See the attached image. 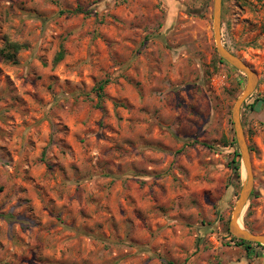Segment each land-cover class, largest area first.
Listing matches in <instances>:
<instances>
[{
    "label": "rangeland",
    "instance_id": "1",
    "mask_svg": "<svg viewBox=\"0 0 264 264\" xmlns=\"http://www.w3.org/2000/svg\"><path fill=\"white\" fill-rule=\"evenodd\" d=\"M214 0H0V264H263ZM264 235V0H223ZM14 54V53H12ZM104 85L102 92L97 90ZM240 155V157H238Z\"/></svg>",
    "mask_w": 264,
    "mask_h": 264
},
{
    "label": "water",
    "instance_id": "2",
    "mask_svg": "<svg viewBox=\"0 0 264 264\" xmlns=\"http://www.w3.org/2000/svg\"><path fill=\"white\" fill-rule=\"evenodd\" d=\"M222 11L223 0H214L213 6V32L214 40L218 54L229 65L236 70L246 74L247 86L244 92L237 99L233 108V123L236 134V140L240 149V155L245 168L246 179L243 183L240 197L233 211V218L230 223L231 233L238 239L264 246V235L250 232L241 226L240 220L245 210L247 202L252 194L254 186V176L251 164L250 150L245 138V132L241 121V109L243 104L253 94L257 87V77L255 72L249 68V66L239 57H237L232 51H230L223 44L222 39ZM264 264V263H263Z\"/></svg>",
    "mask_w": 264,
    "mask_h": 264
},
{
    "label": "trees",
    "instance_id": "3",
    "mask_svg": "<svg viewBox=\"0 0 264 264\" xmlns=\"http://www.w3.org/2000/svg\"><path fill=\"white\" fill-rule=\"evenodd\" d=\"M19 46L16 44H11V43H7L6 46L0 51V53L5 56V58H11L12 56H14L18 51H19ZM14 53V54H12ZM223 62H225L224 60H222ZM104 88V85H101L99 87V89L97 90L98 93L102 92ZM238 157H240V155H238ZM239 242L241 244H247V245H252V243L243 241V240H239ZM258 246H262L261 244H257Z\"/></svg>",
    "mask_w": 264,
    "mask_h": 264
}]
</instances>
